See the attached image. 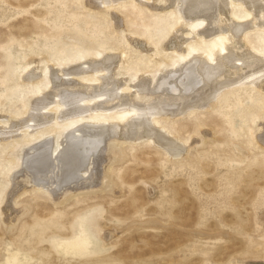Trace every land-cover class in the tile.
Masks as SVG:
<instances>
[{"label": "rangeland", "instance_id": "374dc122", "mask_svg": "<svg viewBox=\"0 0 264 264\" xmlns=\"http://www.w3.org/2000/svg\"><path fill=\"white\" fill-rule=\"evenodd\" d=\"M121 10L114 27L83 0H0V113L21 115L38 91L18 78L29 60L106 48L129 51L133 67L152 65L115 28L157 40L173 22L135 5ZM261 105L243 94L168 123L184 140L198 137L180 160L150 142L123 144L106 182L60 203L26 185L10 205L17 141L0 143V264H264V148L246 132ZM4 205L22 210L14 222Z\"/></svg>", "mask_w": 264, "mask_h": 264}, {"label": "bare ground", "instance_id": "6f19581e", "mask_svg": "<svg viewBox=\"0 0 264 264\" xmlns=\"http://www.w3.org/2000/svg\"><path fill=\"white\" fill-rule=\"evenodd\" d=\"M83 3L114 27L125 18L121 8L127 4L165 15L162 20L173 24L157 40L115 28L142 54L140 60L148 55L152 65L144 68L129 65L126 49L103 48L98 55L60 62L29 60L16 70L20 84L38 91L24 101L21 115L0 113V143L17 141L6 173L10 205L26 185L46 188L58 203L99 187L107 181L110 154L118 155L126 143L150 142L168 160H180L198 137L184 140L167 124L234 96L262 102L246 132L264 148V0ZM21 211L4 214L5 220L14 222Z\"/></svg>", "mask_w": 264, "mask_h": 264}]
</instances>
